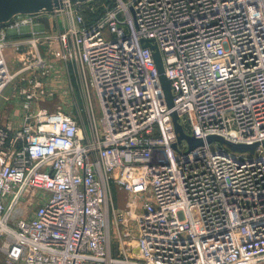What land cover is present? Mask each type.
I'll list each match as a JSON object with an SVG mask.
<instances>
[{
	"label": "built area",
	"instance_id": "2783aa9c",
	"mask_svg": "<svg viewBox=\"0 0 264 264\" xmlns=\"http://www.w3.org/2000/svg\"><path fill=\"white\" fill-rule=\"evenodd\" d=\"M63 1L45 12L67 21L55 35L45 13L0 28V97L29 77L17 86L21 127L0 117V257L264 264V0ZM145 41L161 54L173 107ZM56 64L74 71L101 118L92 103L86 125L35 109ZM175 112L203 145L179 142ZM210 137L257 146L233 151Z\"/></svg>",
	"mask_w": 264,
	"mask_h": 264
},
{
	"label": "rangeland",
	"instance_id": "374dc122",
	"mask_svg": "<svg viewBox=\"0 0 264 264\" xmlns=\"http://www.w3.org/2000/svg\"><path fill=\"white\" fill-rule=\"evenodd\" d=\"M42 20L49 28V31L54 35L61 30H64L67 26V21L65 19L64 22V16L62 15L52 14L50 16L45 13L42 15ZM3 27L4 25L0 24V28ZM12 66L14 67V72H16L18 70V65L11 62V65L9 64L11 70ZM55 67L54 77L47 82L46 88H44L46 94H40L35 104V109L47 110L49 112L62 109L77 117L86 125L88 122V111L89 108L91 109L92 103L94 112L98 115V118H101L102 114L98 110V102L94 97L91 100L87 97V92L82 87L74 71L65 66H60L59 64H56ZM56 74L58 75L57 78L55 77ZM28 79L29 77L26 75L18 76L11 82L10 86L12 88H6L0 97V117L3 118L2 123H5L4 119L8 118L7 122L11 121V125L15 130L19 129L22 125L23 112L21 109L19 88L14 87H17L19 84L26 85ZM6 97H9V101H5ZM37 194L44 195L47 193L44 191H38ZM115 197L118 204L121 206L124 205L127 200V195L122 191L117 192ZM23 203L24 205H27L29 215H32L34 210L38 207L37 202L33 200L30 201L27 199V201H24ZM16 216H26L24 206L19 208ZM0 264L7 263L0 257Z\"/></svg>",
	"mask_w": 264,
	"mask_h": 264
},
{
	"label": "water",
	"instance_id": "95a60500",
	"mask_svg": "<svg viewBox=\"0 0 264 264\" xmlns=\"http://www.w3.org/2000/svg\"><path fill=\"white\" fill-rule=\"evenodd\" d=\"M90 0H69L70 5L76 6L81 3L88 2ZM64 8L63 0H0V24L7 23L11 21L17 15H26V14H37V13H51L54 11H59ZM146 48H150L154 51L153 56L156 62V65L160 74V81L162 87L164 89L166 100L169 107H173V94L171 89V82L165 75V69L163 60L160 52L158 51L156 46H153L150 41H145ZM178 114L173 113V124L175 127V131L178 135V140L181 142L182 140H186L189 144L190 150L195 149L198 146L203 145V140L194 138L192 136H188L179 123ZM214 141H219L221 143L226 144L233 151H253L255 146H247V145H235L220 137H210L208 138V143H213ZM176 148V146H174Z\"/></svg>",
	"mask_w": 264,
	"mask_h": 264
},
{
	"label": "crops",
	"instance_id": "0c3cea01",
	"mask_svg": "<svg viewBox=\"0 0 264 264\" xmlns=\"http://www.w3.org/2000/svg\"><path fill=\"white\" fill-rule=\"evenodd\" d=\"M6 88H12V87L9 85V86H7ZM14 88H17V87H14ZM8 98H9V97H6V98H5V101H7ZM7 119H8V118H5V119H4V122H5V123H6V120H7Z\"/></svg>",
	"mask_w": 264,
	"mask_h": 264
}]
</instances>
